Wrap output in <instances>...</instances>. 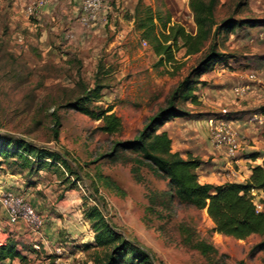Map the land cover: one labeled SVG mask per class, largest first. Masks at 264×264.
I'll list each match as a JSON object with an SVG mask.
<instances>
[{"label": "rangeland", "instance_id": "rangeland-1", "mask_svg": "<svg viewBox=\"0 0 264 264\" xmlns=\"http://www.w3.org/2000/svg\"><path fill=\"white\" fill-rule=\"evenodd\" d=\"M137 1L103 0L105 8L96 22L82 25L59 12H17L13 0H0V135L51 148L70 169L59 166L62 175L50 169L31 177L14 171L22 190L37 182L38 189L29 188L28 200L39 202L36 211L43 218L42 236H37L43 243L16 238L27 250L26 259L15 264H58L60 256L69 264H101L106 248H86L94 235L83 214L86 206H97L116 232L148 254L146 263L127 254L124 264H264L262 252L250 255L259 235L236 239L213 232L205 209L163 203L167 180L145 167L137 179L128 153L116 159L105 155L114 142L132 139L148 117L166 105L171 90L201 58L200 53L186 56L181 48L176 63L159 64L131 19ZM141 1L168 10L173 22L194 31L188 0ZM229 17L264 21V0H219L216 21ZM214 41L225 62H215L198 77L197 104H177L188 115L170 119L161 129L170 136L173 151L202 162L199 175L213 173L220 181L242 182L236 174L238 160L252 152L264 158V114L259 111L264 105V25L222 31ZM95 80L104 88L100 99L88 106H111L121 120L118 132H101L100 120L65 106ZM235 88L243 93L237 95ZM209 116L227 120L238 132L240 148L234 157L208 143L204 121ZM261 158L257 162L264 165ZM0 160L3 178L13 174L7 167L12 161ZM10 190L22 194L19 188ZM254 194L261 209V194ZM46 226L53 227L50 237L43 231ZM200 243L209 247L205 253Z\"/></svg>", "mask_w": 264, "mask_h": 264}, {"label": "trees", "instance_id": "trees-1", "mask_svg": "<svg viewBox=\"0 0 264 264\" xmlns=\"http://www.w3.org/2000/svg\"><path fill=\"white\" fill-rule=\"evenodd\" d=\"M218 3L219 0H188L195 24L194 31L190 32L180 23L173 22L168 10L162 12L141 0L137 1L131 19L140 33V38L147 41L157 56L159 64L176 63L175 53L181 48L186 56L200 53L201 58L171 90L166 105L148 117L132 139L114 142L112 149L105 155L116 159L121 153H128L132 162L131 171L137 179L140 169L145 167L154 176L167 180L168 190L161 192L163 203L175 201L180 205L205 209L215 233L236 239H244L252 234L259 235L260 239L251 247L250 255L257 252L264 254V165H251L249 176L242 182L201 183L196 170L202 162L191 156L183 158L179 152L173 151L170 136L166 130L161 129L170 119L188 115L177 104L187 101L197 104L199 100L195 90L200 82L198 77L215 62H225L224 55L216 51L214 38L222 31L231 33L238 27L264 25L263 20L256 18L229 17L216 21L215 10ZM103 88V84L95 80L92 88L83 89L81 95L67 102L65 106L93 120H100L101 124L97 129L112 134L121 128V120L112 111V107L88 106L100 99ZM259 111L264 114V105L259 107ZM53 125L57 128L59 122L55 120ZM56 128L54 139L58 138ZM0 156L6 161H12L7 164L12 171L25 172L30 177L37 175L40 170L50 169L62 175L64 170H60L59 166L69 169L58 152L22 138L10 140L0 135ZM259 156V152H252L245 158L254 161ZM1 161L0 169L3 163ZM254 193L261 194L258 200L261 209L254 202ZM83 211L94 231L93 240L86 244V248H106L101 264H124L127 254L141 263L147 262L149 257L146 251L136 248L116 232L97 206H86ZM199 247L204 253L209 248L202 243ZM30 249L34 251L33 248ZM26 250L25 245L7 234L0 239V264L15 258L24 261L26 256L22 252Z\"/></svg>", "mask_w": 264, "mask_h": 264}, {"label": "built area", "instance_id": "built-area-1", "mask_svg": "<svg viewBox=\"0 0 264 264\" xmlns=\"http://www.w3.org/2000/svg\"><path fill=\"white\" fill-rule=\"evenodd\" d=\"M44 4V0H34L26 6L27 14L31 15L35 10ZM105 8L103 0H80L78 21L82 25H88L96 22L99 13ZM143 44H146L143 41ZM237 95L243 93L242 88H235ZM256 117V115H255ZM207 126V141L215 149H223L226 154L234 157L240 148V139L238 132L232 127L231 123L217 116H209L205 120ZM260 163H264L261 158ZM231 174H234L231 171ZM230 178V175L228 174ZM0 205L6 213L9 222L21 221L36 236H42L43 218L18 192L7 190L0 195ZM60 254V249H56ZM68 260H62L58 257V264H69Z\"/></svg>", "mask_w": 264, "mask_h": 264}, {"label": "crops", "instance_id": "crops-1", "mask_svg": "<svg viewBox=\"0 0 264 264\" xmlns=\"http://www.w3.org/2000/svg\"><path fill=\"white\" fill-rule=\"evenodd\" d=\"M33 1L34 0H13L14 9H16L17 12H22V13H26L27 14L26 6L29 5ZM110 1H111V3H114V1H118V0H110ZM66 4H67V6H65L63 8V6L66 5ZM79 5H80V0H44V4L41 7L37 8L33 14H37L38 12H42V11H47V12H50V13H53V12H57L58 13L59 12V13H62L61 14L62 18H64L65 16L68 17V18H70V17L78 18V16L81 13V11L79 10ZM260 158L261 157L259 156L254 161L251 160V159H248V158H244V159L238 160L240 169H238L236 174L239 175V177H241L242 180L247 179V177L250 174L249 167L251 165L258 164L257 161ZM244 163H250L251 165L247 167V166H245ZM196 171H197V174H198V179H199V181L201 183L220 184V183H223L225 181H232V180L220 181L219 180L220 177L217 176L216 174L211 173V174L199 175L198 169ZM19 173H23V172H19ZM7 176L10 177L11 179L8 178ZM7 176L5 178H3V175L0 174V195L2 194V192L6 191V190H10V189H18L19 188V189L22 190V185L20 184L21 183V178H19L20 177L19 175H15L14 171H13V174H8ZM3 179H5V180H3ZM222 179H223V177H222ZM236 181L239 182L238 180H236ZM27 185L28 186H26V189L22 190V192H21L22 194L21 195H23L28 200V191H30L29 188L31 187V188L34 189L36 187L38 189V184H37V182H34V183H29ZM28 202L35 209L37 207L36 205L39 204L38 201H37V204H36L34 202V200H33L32 203L29 200H28ZM1 209L2 208H0V239L4 238L8 234L9 236H11L12 238H15V239L16 238H26V239H28V241L31 244L33 243L34 240L36 242L37 241H41L21 221H17V222H13V223L9 222L8 219H7L6 213L4 212L3 209L2 210ZM52 229H53V227L46 226L43 229V231H44L45 235L50 237ZM41 243H43V241H41ZM43 248H45V247L43 246ZM31 252L34 253V255H38L37 254L38 251L36 249H34V251H31ZM17 261L19 262L20 260L15 258V259H13L11 261L5 260L4 262L15 264V263H17ZM21 262L22 261H20L19 263H21Z\"/></svg>", "mask_w": 264, "mask_h": 264}]
</instances>
